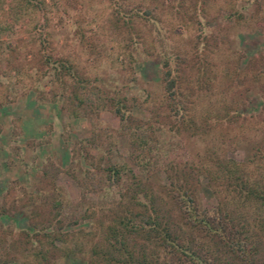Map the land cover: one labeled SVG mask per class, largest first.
Wrapping results in <instances>:
<instances>
[{
	"label": "rangeland",
	"instance_id": "1",
	"mask_svg": "<svg viewBox=\"0 0 264 264\" xmlns=\"http://www.w3.org/2000/svg\"><path fill=\"white\" fill-rule=\"evenodd\" d=\"M193 1L183 0L180 8ZM203 1L202 25L194 18L188 24L181 14L159 8L160 33L153 21L135 22L140 27L132 32L141 39L130 41L129 30L120 26L118 33L115 28L110 0H0V210L4 213L0 257L5 264H104L92 247L112 251L114 237L108 225H118L121 203H128L134 192L130 171L141 178L145 191L165 196L166 169L171 164H196V151L204 150L210 138L215 144L223 136L227 157L244 160L251 148L250 129L264 118L260 82L236 80L235 91L244 99V130L236 128L241 131L238 137L236 124L227 127L226 136L217 126L210 137L176 132L169 126L175 118L159 114L165 113L159 99L162 62L168 54L179 56L184 87L197 100H204L203 81L211 88L208 96L221 97L224 73L234 65L239 66L242 79L250 78L251 70H264L259 60L264 55V0ZM231 3L243 16L239 23L228 16ZM39 39L44 41L42 46ZM48 52L71 61L76 74L85 79L84 86L69 75L62 85L51 77L44 63ZM73 93L82 99L79 103ZM99 97L106 103L105 99L123 98L132 116L128 121L144 123L149 129L146 135L152 150L146 156H151V164L143 171L131 144L135 136L121 128L123 122L108 103L96 105ZM151 107L160 111L158 118L151 116ZM253 114L255 119L249 118ZM234 137L235 143L229 144ZM110 163L127 167L113 186L105 170ZM190 183L201 207L211 210L220 205L205 177L190 176ZM223 201L235 215L236 197L227 195ZM167 208L175 218L177 211L169 203L161 212ZM118 229L132 254L130 264H138L144 245L150 258L143 232ZM35 230H39L36 235ZM257 232L263 246L254 261L264 264V235ZM215 242L212 239L206 247L214 249ZM117 252L112 255L118 257Z\"/></svg>",
	"mask_w": 264,
	"mask_h": 264
},
{
	"label": "trees",
	"instance_id": "2",
	"mask_svg": "<svg viewBox=\"0 0 264 264\" xmlns=\"http://www.w3.org/2000/svg\"><path fill=\"white\" fill-rule=\"evenodd\" d=\"M165 1L169 2L170 0H110L113 22L117 32H120V26L125 27L129 30L130 41L138 40L141 39L140 34L132 32L135 27H140V25H135V22L153 21L156 31L160 33L162 27H157L159 22L157 10L159 8L167 10L168 13L181 14L182 20L188 24L194 23V18L199 22L198 24L202 25L199 18L205 13L203 0H194L183 9L180 8L183 0H176L175 3L168 5H165ZM233 5V3L230 4L228 16L234 18L235 23H239L243 16ZM43 44L44 41L39 39V46ZM178 60L179 56L177 55L168 54L164 57L162 62L164 68L163 90L159 100L160 105L164 106L165 113L156 112L155 107H151L150 112L151 116L155 118H158L159 114H168V117H174V121L168 120L171 129L176 132L190 131L191 136L200 138L203 134L210 137L215 126L226 136L227 127L236 124L234 136L238 137L241 131L236 128L240 127L244 130V114L241 109L244 99L243 96H240L239 91H235L237 78H240L242 84L245 82L261 83L258 88L262 98L259 104L263 108L262 113H264V90L262 87L264 70L262 68L259 69L260 71H249L250 78L242 79L239 66L234 65L231 70L224 73L226 84L224 82L221 84L224 93L220 92L221 97H218L220 95L215 98L208 96L207 93L211 88L207 86V82L203 81L200 82L202 85L200 88L204 91V100H197L193 99L192 93L184 87L186 82L182 79V69L178 66ZM259 60L264 67V55ZM44 63L52 71L51 77L57 80L60 85L63 84L64 76L69 75L76 78L75 83L84 86L85 79L76 74V69L71 61L52 57L48 52L44 54ZM75 91L76 89H74ZM73 96L78 99L76 93H73ZM103 98L98 100L96 105L104 107L108 103L112 112L119 116L123 122L121 128L131 130L130 134L135 136L131 144H133V151L137 157L136 162L143 171L142 169L151 164V156H146V152L152 150V146L148 145L149 141L146 135L148 128L143 126L144 123L137 122L132 125V121H128L132 116L123 98L105 99L108 100L107 103L103 101ZM81 100L79 98L78 103ZM156 113L159 114L156 115ZM256 115H249V118L255 119ZM211 118H214L212 125L210 124ZM258 124L256 128L250 129L252 134H249L248 140L251 148L242 162L227 157L223 152L224 145L227 143L222 136L221 141L215 144L210 138V144L206 145L204 150L196 151L198 157L196 164L185 163L182 166L171 164L166 169L169 184L165 190V196H162L161 192L145 191L141 178L130 171L129 185H132L134 192L129 197L128 203H121V206L124 207L116 222L123 227L125 232H143L142 237L150 244L148 252L150 258L146 255L147 251L145 252L148 247L144 245L140 251L141 255L137 259L138 264H257L254 261V255L263 246V242L256 237L258 236L257 231L264 235V118ZM141 126L144 128L139 131ZM235 137L230 139L229 144L235 143ZM99 150L101 151L100 147ZM156 163L157 161L153 164ZM124 167L126 165L116 166L112 163L105 167L110 185H115L119 179L120 171ZM199 175L207 179L209 188L218 196L220 203L218 207L208 210L197 203L193 195L190 176ZM227 195L236 197L237 201L235 202L238 210L235 215H231L224 208L223 198ZM167 203L177 211L175 218L171 217L168 208L164 213L161 212V207ZM2 214L4 213L0 210V216ZM118 225H108L109 234L114 237V241L110 243V248H112H109L112 251L108 252L92 247V252L99 254L104 260V264H130L132 261L133 257L127 250L125 236L118 229ZM33 227L36 226L33 225ZM24 233L30 236L28 230H24ZM37 233L39 230L34 231L35 235ZM212 239L216 240L214 249L206 247ZM78 248L79 254H82V246H78ZM39 251L41 252V250ZM114 251H118V257L112 255ZM5 262L0 257V264H5ZM260 264L262 263L260 262Z\"/></svg>",
	"mask_w": 264,
	"mask_h": 264
}]
</instances>
